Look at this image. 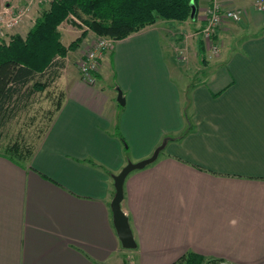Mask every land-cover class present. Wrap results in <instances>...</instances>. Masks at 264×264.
<instances>
[{
	"label": "crops",
	"instance_id": "obj_1",
	"mask_svg": "<svg viewBox=\"0 0 264 264\" xmlns=\"http://www.w3.org/2000/svg\"><path fill=\"white\" fill-rule=\"evenodd\" d=\"M253 1L220 0L241 18L216 28L217 51L205 49L208 71L192 84L172 73L162 24L183 33L202 16L114 39L94 82L66 59L61 103L28 160L0 154V264H108L125 248L109 206L113 175L163 141L123 183L133 264H171L187 251L264 264V11ZM209 2L197 0L199 15Z\"/></svg>",
	"mask_w": 264,
	"mask_h": 264
},
{
	"label": "trees",
	"instance_id": "obj_2",
	"mask_svg": "<svg viewBox=\"0 0 264 264\" xmlns=\"http://www.w3.org/2000/svg\"><path fill=\"white\" fill-rule=\"evenodd\" d=\"M189 2L190 0H49L48 7L35 17L23 35L14 33L7 41L0 42V140L7 123L18 111L28 106L36 92L43 91L59 76L65 67L67 49L78 45L86 36L87 29L119 39L157 19L179 22L194 20L197 0H193L196 6L194 18H190ZM67 19L80 28L81 23L87 28H83L68 46H64L60 41L58 26ZM204 47L203 41L197 40L201 61L204 60ZM60 103L61 96L54 111ZM190 129L188 121L186 130ZM9 141L11 140L2 148L0 146V154L16 163L27 161L34 144L30 148L18 140ZM207 261L209 262L203 255L187 251L171 264H207ZM216 261L218 260L211 259L213 263Z\"/></svg>",
	"mask_w": 264,
	"mask_h": 264
},
{
	"label": "rangeland",
	"instance_id": "obj_3",
	"mask_svg": "<svg viewBox=\"0 0 264 264\" xmlns=\"http://www.w3.org/2000/svg\"><path fill=\"white\" fill-rule=\"evenodd\" d=\"M48 4L49 0H0V42L1 40L7 41L10 35L14 33H20L23 35L26 32L27 28H29V26L32 24L35 17L43 9L47 8ZM198 11L199 10L197 4V13L195 15V18L197 16H202L203 21L206 22V11L200 12V15ZM187 20L191 22V19H186L184 20V22ZM164 21L179 22L177 20L166 19H157L155 22L163 23ZM63 22L67 23L64 25V27H60L61 23ZM61 23L59 24L58 28L67 29L64 31V33L59 30L60 41L64 46H68L69 43L72 42L81 33V30L83 28H87L82 23L80 24V26H82L81 28L78 26H74V24H72L69 19L62 21ZM192 24L193 23H191L190 25L189 23H182V25L180 26H186L182 28L183 30H185L183 33L179 31L174 32L173 29H171L173 30L171 31L169 29L170 26H167V24H162L163 27L168 30L169 34V49H167L166 55L169 59V62L171 63L170 67L172 69V73H175V71L173 70L177 68L181 74V80L187 78L190 84L195 83L196 81H200L201 78H204L203 74L208 71L206 64L207 59L206 57L204 58V63L199 60L200 57L197 51H195L196 49H194L195 35L191 34L192 31L196 30H198V34L200 27H202V23H198L195 25ZM180 26H178V28H180ZM87 33V37H84L78 45L74 46L73 48L67 49L65 54V58L67 59V67H73L74 65L78 68L79 71L80 60L84 58L85 54L92 47L94 48L98 44L101 36H104L96 34L90 29H87ZM184 34L186 35V38H183ZM199 36L204 43V48L208 50L209 53L210 49H208L207 47L210 42L211 44L214 43L213 37L211 36L209 41L204 42L201 36V32L199 33ZM206 50L205 52H207ZM182 56H185V58H183ZM80 77L83 78L81 74ZM180 78H178L179 82L181 81ZM60 83V80L58 81L57 79L54 82H51L43 91L36 92L35 95L31 98L28 106L18 111L14 118L7 123V126L4 129L5 133L0 140L1 148L9 139L11 141L18 140L19 142L26 143L30 148L39 140L45 130V127L48 124L51 114L54 111L56 102L61 96L62 86L60 85ZM11 141H9V143ZM124 150L126 151L127 149ZM207 260H209V262L207 261V264H220V260L216 261L215 263L211 262V259L209 258H207ZM123 261L125 262V264H133L132 256L130 255V253H128V251H125V248L114 253L110 260H108V264H123Z\"/></svg>",
	"mask_w": 264,
	"mask_h": 264
},
{
	"label": "built area",
	"instance_id": "obj_4",
	"mask_svg": "<svg viewBox=\"0 0 264 264\" xmlns=\"http://www.w3.org/2000/svg\"><path fill=\"white\" fill-rule=\"evenodd\" d=\"M209 4L206 8L207 18L206 22L200 28L201 36L204 42L210 40L212 34L216 28L225 19L239 20L241 18L242 10L239 8H223L220 0H209ZM253 7L257 10L264 11V0H254ZM114 38L104 35L98 41V44L91 48L79 62V71L81 76L87 82H94V73L97 70L99 60L104 51L112 47ZM212 52L217 51V45L215 43L208 45L207 47Z\"/></svg>",
	"mask_w": 264,
	"mask_h": 264
},
{
	"label": "water",
	"instance_id": "obj_5",
	"mask_svg": "<svg viewBox=\"0 0 264 264\" xmlns=\"http://www.w3.org/2000/svg\"><path fill=\"white\" fill-rule=\"evenodd\" d=\"M189 3L191 7L190 18H194L196 6L193 0H190ZM116 100L119 104H124V97L122 96V91L119 88L117 89ZM164 142L165 141H163L157 148H155L150 156L135 162L128 161L117 174L113 175L115 191L109 206L112 214V223L117 237L121 245L125 248H133L135 247L136 243L132 235L128 217L123 212L120 206L123 198L124 179L131 171L143 168L147 164L151 163L156 158L159 149L163 147Z\"/></svg>",
	"mask_w": 264,
	"mask_h": 264
}]
</instances>
